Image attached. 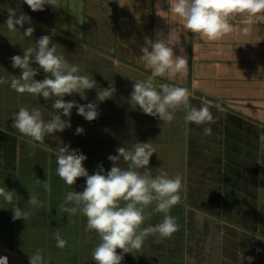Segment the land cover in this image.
<instances>
[{
	"label": "crops",
	"instance_id": "0c3cea01",
	"mask_svg": "<svg viewBox=\"0 0 264 264\" xmlns=\"http://www.w3.org/2000/svg\"><path fill=\"white\" fill-rule=\"evenodd\" d=\"M5 1L0 0V78L8 82L0 84V187L15 191L20 198L16 203L31 215L13 220L12 205L0 197V257L6 256L8 264H30L29 256L40 250L47 264H95L92 251L100 242L98 235L85 231L86 217L59 208L67 192L84 190L86 178L66 185L56 174V154L62 146L78 150L87 157L83 166L89 175L99 166L106 174L113 166L108 157L118 155V148L150 142L156 150L148 166L153 177L161 170L182 177L181 201L169 213L179 230L171 238L149 235L140 250L124 254L121 264H264V148L259 140L264 135V49L238 45L246 40L241 35L264 41V22L247 34L242 25H234L221 40L198 49L183 21L169 12L168 0H61L62 7L45 5L37 14L23 7L31 24L17 26L16 32L5 24L8 9L17 17L23 12ZM30 26L35 31L25 37L23 31ZM44 35L82 69L80 74L96 81L95 88L86 90L87 99L74 93L65 101L96 103L99 115L89 122L74 107L71 127L40 143L12 126L14 113L20 107L39 108L47 122L54 114L53 101L18 94L10 82L21 75L11 57L23 56ZM145 37L171 38L174 54L188 59L186 74L156 77L157 90L165 83L187 88L190 106L209 102L214 124L186 123L183 108L166 123L131 104L134 83L151 75L140 60ZM31 66L38 70L34 79L43 80L46 73L35 63ZM110 85L113 96L99 102L98 91ZM208 126L212 134L205 136ZM77 127L84 132L77 134ZM120 167H127L122 158ZM31 193L43 207L27 203ZM154 207L146 209L151 216L142 228L162 221L163 213ZM57 231L67 241L63 249L56 247Z\"/></svg>",
	"mask_w": 264,
	"mask_h": 264
},
{
	"label": "clouds",
	"instance_id": "9594fccd",
	"mask_svg": "<svg viewBox=\"0 0 264 264\" xmlns=\"http://www.w3.org/2000/svg\"><path fill=\"white\" fill-rule=\"evenodd\" d=\"M32 11H43L45 5L60 8L61 0H24ZM169 12L183 21L186 32L199 35L207 41H219L233 31L234 25H242L241 31L245 34L251 27L264 22V0H168ZM107 6V4L105 5ZM159 7V5L157 6ZM5 24L9 31L16 32L23 28L31 18L13 9H8ZM35 29L28 27L23 31L25 37H32ZM54 34V33H53ZM174 41L171 38L157 39L145 37V46L141 48L140 60L151 75L143 81H136L131 93L130 102L139 106L143 113L159 117L166 123H171L175 112L183 108L186 123L196 125H211L216 122L208 101L201 102L199 107L189 105L190 92L187 88L160 84L159 90L154 84L156 77L167 76L174 79L177 74L187 72L188 59L186 55H175ZM183 53V49H180ZM12 67L19 68L21 75L11 78L10 87L18 94L28 93L33 96H42L44 100H52L54 114L45 122L39 108L29 110L20 107L14 113L12 126L22 135L33 141L43 143L48 135L63 132L71 127L70 117L72 109L87 121L95 120L99 113L96 103L78 104L75 100L65 101L66 95L78 93L82 99H87L85 92L96 87V81L88 75L80 74L82 69L69 63L63 54L57 51V45L52 43L50 35H44L36 42V47L24 49L23 56L11 57ZM35 63L46 73L43 80H35L38 70L31 65ZM0 78V84L7 83ZM114 86L98 91L97 100L103 102L113 96ZM218 110L220 105H216ZM62 110V111H61ZM69 117V120L62 119ZM84 129L77 127L76 133L82 134ZM210 126L203 128V135L210 136ZM260 146L264 148V135H260ZM118 155H109L112 162L111 169L104 174V169L89 175L83 162L87 157L78 150H69L68 146L59 148L56 154V174L68 186L75 184L78 178H86V187L82 192L69 191L66 193L60 211L69 215H83L86 217V232H95L99 243L92 251L95 264H121L124 254L138 251L142 248L149 235L160 238H171L179 230V225L169 213L173 206L181 201L182 177L177 174L169 177L161 170L153 177L148 168L150 158L156 152L150 142H137L132 148L120 147ZM122 161L126 168L120 167ZM39 183L40 180L37 179ZM45 189L48 185L45 183ZM0 197L12 205L14 213L12 219L27 220L30 211L22 210L17 201L19 197L15 191L0 187ZM33 208L43 207V202L37 194L31 193L27 202ZM155 205L154 211L163 213V219L155 226L141 227L151 213L146 209ZM56 247L63 249L67 241L61 237L59 231L54 234ZM117 249L121 250L119 253ZM253 258L249 257L251 261ZM30 264H47L40 250L29 256ZM0 264H8V258L0 257Z\"/></svg>",
	"mask_w": 264,
	"mask_h": 264
},
{
	"label": "rangeland",
	"instance_id": "374dc122",
	"mask_svg": "<svg viewBox=\"0 0 264 264\" xmlns=\"http://www.w3.org/2000/svg\"><path fill=\"white\" fill-rule=\"evenodd\" d=\"M5 2H6L7 5L16 6V9L21 11V12H23V13H25V11L22 10L23 7L31 10L29 8V6L26 3H24V0H6ZM8 2H11V3H8ZM12 3H14V5ZM19 11H17V12H19ZM32 12L34 14H37V13H40L41 11H32ZM241 36H242V38H246V40L243 39L242 43L238 44V45H240L242 47H245V48L254 49V50L255 49H260L261 50V48L264 49V41L261 40L259 38V36H253L252 34H250V35L248 34L247 36H244V35H241ZM211 42H213V41H207L206 39H202L199 35H194V34L191 33V43L194 46L197 45L198 49L202 48V46H206L207 43H211ZM255 59H257V58H255ZM28 234L29 233L27 232L24 235H28Z\"/></svg>",
	"mask_w": 264,
	"mask_h": 264
}]
</instances>
